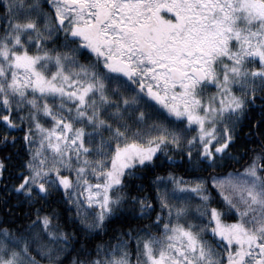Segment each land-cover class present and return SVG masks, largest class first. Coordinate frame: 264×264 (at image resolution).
<instances>
[{"label":"snow or ice","instance_id":"6c2138e0","mask_svg":"<svg viewBox=\"0 0 264 264\" xmlns=\"http://www.w3.org/2000/svg\"><path fill=\"white\" fill-rule=\"evenodd\" d=\"M0 9V145L26 157H0V264H264V0ZM169 151L190 174H153L150 197ZM122 213L150 219L86 246Z\"/></svg>","mask_w":264,"mask_h":264},{"label":"trees","instance_id":"16d2710c","mask_svg":"<svg viewBox=\"0 0 264 264\" xmlns=\"http://www.w3.org/2000/svg\"><path fill=\"white\" fill-rule=\"evenodd\" d=\"M0 11H2V9H0ZM48 121H45V124H47ZM13 135H17V136H23V131H19V132H13ZM235 150V149H234ZM10 154L12 157L11 160V164L12 165H19V163L21 162V159L26 158L25 157V149L23 146V142L22 141H18L17 146H8V147H4L2 145H0V157ZM168 156H175L176 157V161L175 162H169L167 157ZM247 160V156H245L243 159L240 160L239 164H236L232 161H226L225 164L220 167V168H215L214 171L218 174H226L229 169L232 170H236L238 168L241 167V165H243L245 163V161ZM156 167L154 169V173L153 172H148L147 176L148 178L144 180V192H147L148 195L150 197L154 196V188L152 187L150 181H151V177L153 176V174L155 175H160V176H166L168 171H173L175 172L177 175H189L190 173H187L184 171V167L183 165L180 163L179 160V154L174 152V151H169L167 154L161 152L158 154L157 158H156ZM8 172H5L4 175L8 176ZM67 174V173H65ZM5 180L0 179V197H3L6 194V190L4 189L3 185L5 184ZM212 195L214 197L213 199V205L219 207L221 202H222V197H220L218 191L213 188L212 189ZM14 201L12 199L9 200V204L13 203ZM198 198H194L192 201V208L195 207V204L198 203ZM153 203H155V201L153 200ZM57 207H61V209L63 210V205H56ZM8 208L7 204H4L2 202V200H0V220H4L6 222H9L12 219V214L11 213H7L5 211V209ZM71 211L74 215L75 213V208L74 206L71 208ZM157 211H159V208H157ZM15 213H20L21 209L20 208H16L14 210ZM155 213L152 214L151 219H154ZM150 218H140V219H131L127 213H122L120 215L114 216L112 218L109 219V221L106 224V228L102 231L96 232L92 235V237L87 241L86 246L87 247H94V245L98 242H104V243H111L113 242V238L116 236V231L118 229H127L129 226H141V225H145L148 224ZM20 221L17 220V224H19ZM154 231L156 229H153ZM132 257L131 259L133 261H135V248L134 245L132 246ZM78 254V250H74L73 252H70L68 254H66V256L63 258L64 259V264H69V260L71 259V257L73 255H77Z\"/></svg>","mask_w":264,"mask_h":264},{"label":"rangeland","instance_id":"374dc122","mask_svg":"<svg viewBox=\"0 0 264 264\" xmlns=\"http://www.w3.org/2000/svg\"><path fill=\"white\" fill-rule=\"evenodd\" d=\"M42 122H44V123H45V121H42ZM48 123H49V122H48ZM48 123H47V124H48ZM47 124H46V125H47Z\"/></svg>","mask_w":264,"mask_h":264}]
</instances>
